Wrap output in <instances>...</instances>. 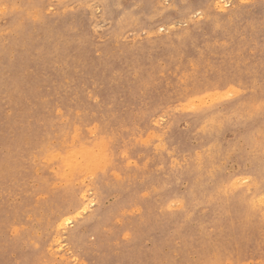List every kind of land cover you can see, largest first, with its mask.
Masks as SVG:
<instances>
[{"label": "rangeland", "instance_id": "rangeland-1", "mask_svg": "<svg viewBox=\"0 0 264 264\" xmlns=\"http://www.w3.org/2000/svg\"><path fill=\"white\" fill-rule=\"evenodd\" d=\"M262 102L264 0H0V264H264Z\"/></svg>", "mask_w": 264, "mask_h": 264}, {"label": "snow or ice", "instance_id": "snow-or-ice-1", "mask_svg": "<svg viewBox=\"0 0 264 264\" xmlns=\"http://www.w3.org/2000/svg\"><path fill=\"white\" fill-rule=\"evenodd\" d=\"M234 90H230L223 98L224 99H231L233 95ZM238 95V93H237ZM258 110L262 113H264V102L256 106ZM179 110V109H178ZM245 183H248V181H245ZM261 207L264 208V197H261Z\"/></svg>", "mask_w": 264, "mask_h": 264}, {"label": "bare ground", "instance_id": "bare-ground-1", "mask_svg": "<svg viewBox=\"0 0 264 264\" xmlns=\"http://www.w3.org/2000/svg\"><path fill=\"white\" fill-rule=\"evenodd\" d=\"M221 5V4H220ZM219 8H221L220 6H219ZM153 121H155V120H153ZM152 122V121H151ZM153 123H155V122H153ZM105 161V160H104ZM93 166V165H92ZM71 167V166H70ZM71 169V168H70ZM87 170V169H86ZM90 173V172H89ZM82 194H83V192H82ZM83 196V195H82ZM92 200V199H91ZM80 209V208H79ZM78 211H80V210H78ZM77 212V211H76ZM78 213V212H77ZM82 213V212H81ZM70 217V216H69ZM62 221V223H63V225H66L67 223H69V221H70V218H68V217H66V218H63L62 220H60V222Z\"/></svg>", "mask_w": 264, "mask_h": 264}]
</instances>
